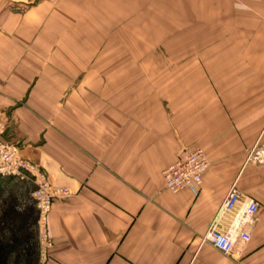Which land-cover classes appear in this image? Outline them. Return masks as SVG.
I'll return each mask as SVG.
<instances>
[{"label":"crops","instance_id":"0c3cea01","mask_svg":"<svg viewBox=\"0 0 264 264\" xmlns=\"http://www.w3.org/2000/svg\"><path fill=\"white\" fill-rule=\"evenodd\" d=\"M16 1L0 0L1 139L72 193L42 264H264V162L247 161L264 147V0ZM194 147L201 183L167 192ZM233 183L260 205L238 257L201 242ZM33 190L0 175V264H38Z\"/></svg>","mask_w":264,"mask_h":264},{"label":"built area","instance_id":"2783aa9c","mask_svg":"<svg viewBox=\"0 0 264 264\" xmlns=\"http://www.w3.org/2000/svg\"><path fill=\"white\" fill-rule=\"evenodd\" d=\"M5 129L6 123L0 119V175L20 176L33 182L32 198L37 210L40 256L45 259L51 247L48 219L52 204L55 200L70 198L72 193L66 187L54 186L46 172L21 156L17 145L2 140ZM247 161L264 162V147L256 143L248 152ZM208 167V158L201 148L187 149L174 163L163 169L164 189L171 194L183 189H195ZM259 210V203L242 196L233 183L201 237V242L210 244L226 256H240L250 241ZM224 219L228 221L226 224L223 223Z\"/></svg>","mask_w":264,"mask_h":264},{"label":"rangeland","instance_id":"374dc122","mask_svg":"<svg viewBox=\"0 0 264 264\" xmlns=\"http://www.w3.org/2000/svg\"><path fill=\"white\" fill-rule=\"evenodd\" d=\"M5 1H8V0H5ZM16 1V0H14ZM31 1V0H30ZM30 1L27 0V1H23V0H19V1H16V2H11V11L12 13H23L25 12L26 10L30 9V6L33 5V4H30ZM36 1V0H35ZM34 1L32 0L31 3H33ZM3 7V6H2ZM16 145V144H15ZM18 147V146H17ZM22 156V155H21ZM23 157V156H22ZM49 237H50V233H49ZM50 240H51V237H50ZM53 245L52 243V240H51V246ZM51 248V247H50ZM48 252V251H47ZM41 253H40V248H39V261L37 262L38 264H42V257L40 256ZM47 257V256H46Z\"/></svg>","mask_w":264,"mask_h":264}]
</instances>
